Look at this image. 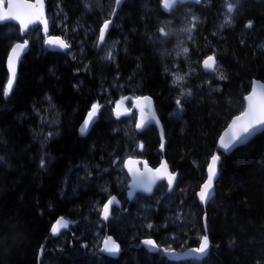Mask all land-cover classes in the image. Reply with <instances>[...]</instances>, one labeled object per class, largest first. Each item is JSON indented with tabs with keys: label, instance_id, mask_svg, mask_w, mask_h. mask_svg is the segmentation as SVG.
<instances>
[{
	"label": "trees",
	"instance_id": "1",
	"mask_svg": "<svg viewBox=\"0 0 264 264\" xmlns=\"http://www.w3.org/2000/svg\"><path fill=\"white\" fill-rule=\"evenodd\" d=\"M113 2L46 0L49 34L62 36L70 47L52 52L40 28L31 29L29 50L8 96L3 95L8 53L23 39L16 25L0 24V264H264V131L230 154L217 149L221 132L244 111L252 81L264 83V0H236L232 23L225 28L226 17L206 24L208 14L218 15L222 0L177 5L170 13L163 11L161 0H124L106 41L119 42L117 55L106 59V43L97 50L98 32L110 19ZM54 5L61 9L53 10ZM190 6L201 19L196 41L187 48L191 62L172 54V37L160 32L163 21ZM249 21L252 28H245ZM209 55L224 79L216 77L217 71H203ZM177 75L183 77L179 87L173 84ZM138 96L153 100L164 130L163 153L156 127L132 135L120 124L126 119L113 115L119 98ZM93 103L102 110L81 136L79 126ZM129 151L152 167L164 158L179 173L174 189L185 192L175 207L191 203L194 230L164 238L173 231L132 227L141 222L130 216L139 208L127 201L128 177L118 168ZM215 154L218 177L204 208L196 193ZM115 174L122 175V186ZM161 191L172 194L160 184L154 195ZM154 195L138 198L154 204ZM112 196L122 208L102 225L96 208ZM159 207V213H145L157 225L155 218L164 214ZM60 218L68 221L69 230L53 237L51 227ZM97 231L101 240L113 236L119 242L118 257L100 255L99 246L84 247ZM205 234L210 249L200 260L170 261L140 245L143 238H152L160 247L182 251L197 247Z\"/></svg>",
	"mask_w": 264,
	"mask_h": 264
},
{
	"label": "snow or ice",
	"instance_id": "2",
	"mask_svg": "<svg viewBox=\"0 0 264 264\" xmlns=\"http://www.w3.org/2000/svg\"><path fill=\"white\" fill-rule=\"evenodd\" d=\"M122 0H116V4H121ZM196 3H200L201 0H195ZM175 3V0H162L163 7L168 9L171 4ZM2 2H0V21H6L9 18L15 19L19 21L20 31L23 32L25 28L33 23L34 21H38L41 25H43V30L47 33V19L43 17V0H35L34 4H23L17 3L16 0H9L7 5V12L2 11ZM21 8H31L35 9V12L32 16L25 18L19 11ZM234 10V5L229 3L227 6V12L232 13ZM115 11V10H114ZM195 20V18H193ZM232 20L231 17H226L224 24L231 25ZM111 24L110 20H106L104 24L99 28V41H104L106 31ZM252 21H249L245 24V28H252ZM223 27V25H221ZM182 31H188L191 33L192 28L182 29ZM162 35H166L164 28L160 29ZM28 41L25 40L23 44H16L15 47L11 49V54L7 59V68H8V77L7 84L3 89V95L8 96L13 89L14 81L16 78L17 72V60L20 56L22 50L27 45ZM45 45L55 46L57 49H67L70 45L63 39L59 37H51L44 40ZM183 51L186 53L188 51L187 48H184ZM112 53L109 52L106 56V59H111ZM216 64L215 57L213 55H209L204 61L203 65L205 69H214ZM183 77L176 76L174 83H179ZM220 79H224L223 76ZM184 95V93H181ZM244 99L248 102L245 110L239 115L236 116L232 123L229 125V129L231 130V134L228 136V139L225 140L224 136L220 137V147L224 149H230V147L238 146L239 143H246L248 138L253 134L255 130L260 127H264V88H262L259 92L255 86H253L252 93L244 97ZM143 102V106L140 107V120L135 123V127L137 130L143 129L146 123H148V118L155 121L156 124H159V121L156 120L154 113L151 108V100L148 97H137L136 103L138 105ZM177 107L181 106V100L177 99L176 101ZM120 105H116V115L119 117L122 113L119 112ZM100 110V105L98 103H93L91 109L88 111L87 118L83 121V125L80 128L81 134H85L89 129L90 124L94 122V118ZM147 114V115H146ZM51 135V134H50ZM164 147V137L161 134V149ZM140 148H143V144L140 145ZM219 157L217 155H213L211 157V162L208 164L207 168V179L201 185L200 191L198 193L199 200L202 204L206 203L207 200L211 197V189L213 188L214 179L217 176V162ZM143 163L142 161L127 159L123 162L124 167L127 169L128 173L133 176L134 183L143 188L144 191L150 192L152 190L153 185L157 180H166L167 187L169 190L173 189L174 181L176 180V174L171 173L168 169V165L166 162L161 161L159 167L152 169L147 163H144V171L141 172L138 167V164ZM40 166L43 168L45 166V161L41 160ZM115 198L109 199L103 206V216L104 219H107L110 214V206L113 204ZM67 227L66 222L63 218H60L56 221V223L52 226L51 232L53 235L57 234L61 228ZM151 227V225H149ZM109 242H106V244ZM145 245H151L155 247L156 245L150 239L143 241ZM209 248V238L205 234L201 237V242L199 247L192 249V253L197 254L198 256L206 255L207 249ZM109 253H115L118 251V246L112 242L110 247H106L105 249Z\"/></svg>",
	"mask_w": 264,
	"mask_h": 264
},
{
	"label": "rangeland",
	"instance_id": "3",
	"mask_svg": "<svg viewBox=\"0 0 264 264\" xmlns=\"http://www.w3.org/2000/svg\"><path fill=\"white\" fill-rule=\"evenodd\" d=\"M208 1L209 0H203L201 3L206 2V5H208ZM222 1H224V2L222 4H220L221 9L219 10V13H218L217 16H215V14H214V16H213V14H208L207 15V17H209L208 19H206V24L207 25H213L214 23H216L218 21L219 18L222 20L223 17H231L232 16V14L235 11L236 6H237V3H235L236 0H227V1L226 0H222ZM229 3L234 5V10H233L232 13H228L227 12V6H228ZM52 7H55L53 9L55 11H56V8H60L61 9V7H59L58 5H54ZM57 13H58V11H57ZM193 18H195V20H193ZM200 22H201V19H200V16L198 15V11H196L193 7L190 6V7L183 8L180 12H178L170 20L163 21V23H161L160 27L164 28L165 32L167 33L165 36L167 38H169V36L172 37V42H173V44H172V50H173L172 54L175 53L176 56H179L180 58L183 57L182 59H190V62L194 61V57H191L190 52H186L185 53L183 51V49L190 47V44L191 43L194 44V41H196V37L195 36H196V33H197V26L200 25ZM177 23H182V24L181 25H177ZM226 26L227 25L224 24L223 27L225 28ZM189 27L192 28L191 33H189L188 31H182V29H186V28H189ZM114 40L115 39H112V43H110L109 45H107V42H105L106 45L102 49H105L104 51L107 52V53L112 52V56H114V58H115L116 55H117V50H115V44H117L119 42L113 44ZM68 44L70 45L69 41H68ZM167 54H164V57ZM180 55H182V57ZM186 61H188V60H186ZM174 62L176 63V62H178V60H175ZM201 66H202V64H201ZM213 71H217L216 72V77L217 78H220V75L223 76V74L219 73V67L218 66H216L214 70H212V71L210 70L209 73H212ZM174 80H175V78H174ZM174 80H173V84L175 85V87H179L181 85V81L179 83H174ZM119 87L121 89L123 88L122 85H120ZM125 102H126V100H125ZM173 112H175V113L172 115V117L175 116V115H178L177 114V110L173 111ZM122 122L123 121H121L120 124H123L124 128L126 130L130 131L131 134H135V117H131L129 119H126V121H124L123 123ZM123 135L125 136L126 134H123ZM134 142H135V140H134ZM136 148H137V146L135 145L134 151L136 150ZM129 153H130L129 154L130 156H134V152L131 153L129 151ZM124 159L125 158H123L120 161V163L118 164V168L121 167V169L123 171H124V169H123L122 166H123ZM118 175L119 176H117V174H115V176L117 178V182L116 183H117L118 186H122L123 177H122V175L120 176V174H118ZM103 176L105 177V175H103ZM102 178H103L102 176H99V179H102ZM186 190H187V188H186ZM181 191H182V188H178V190L174 189V191L171 192L172 194L170 196H165L164 195L165 191L164 192L161 191V192H159V193L154 195V198L152 199V202L154 204H152L151 202H149L146 199L144 200V199L137 198L134 201V205L137 206L139 208V210H137L135 213H130V216L132 217L131 219L133 221H135V219H136V220H140L141 222H139V223L134 222L133 225L130 222L129 223L137 231L141 230L142 228L145 229V230L154 229L155 231L164 230V229L173 231L171 233V236H169L167 234H164V238L165 237L173 238V237H175V235H176L175 233L176 232L178 233L180 231L185 230L186 228H191L190 230H194L195 215L194 214L191 215V211H192L190 209V204L191 203H188L186 205L180 204V206L178 205V206L175 207V201H177V197L179 196V193H182L180 195L184 196L185 190H184V192H181ZM159 205H162L161 209L164 212V214L163 215H159V216H157L155 218V219H157V222H159L158 224H160V225H157L156 223H154L152 221V218L149 217V215H145V213H149V212H154V213L158 212L159 213V208H160ZM152 207L154 208L153 211H151ZM96 209L101 212V206L97 207ZM126 220H123V221H126ZM142 225H143V227H142ZM149 225H151V227H149ZM63 231H65V230H62L60 232H63ZM122 233L126 234L124 229L122 230ZM135 233L137 234V232H134V234ZM132 234H133V232L129 233V235H127V237L130 238L132 236ZM99 237H100L99 236V231H97L96 234H95V237L92 238L91 241L88 244H86V246H84V247L87 248V249L88 248L91 249L92 247L95 248V247L99 246L100 242H101V238H99Z\"/></svg>",
	"mask_w": 264,
	"mask_h": 264
},
{
	"label": "water",
	"instance_id": "4",
	"mask_svg": "<svg viewBox=\"0 0 264 264\" xmlns=\"http://www.w3.org/2000/svg\"><path fill=\"white\" fill-rule=\"evenodd\" d=\"M180 1H182V2H188V1H195V0H180ZM8 2H9V0H7V2H6L7 5H8ZM16 2H17V3H23V4H34V3H35V0H34V1H29V0H16ZM123 2H124V0H122L121 4H119V5L115 4V12H117V11L119 10V8L121 7V5H122ZM175 2H176V0H175ZM2 5H3V4H2ZM7 5H6V7L3 5V7H2V11L7 12V10H8V9H7ZM174 5H175V3L171 4V6H170L168 9H165V8L163 7V4H162V8H163L164 10H166V11H169ZM19 11H20V13H21L25 18H28V17H30V16L33 15V13L35 12V9H31V8H21V9H19ZM43 18H45L44 1H43ZM5 22H14L15 24H17V25L20 27L19 21L15 20V19L9 18V19H7L6 21H0V23H5ZM37 23H39V22H38V21H34L33 23L29 24V25L25 28V30H24L23 32H21V35L24 36L25 33L27 32V29H28L31 25H33V24H37ZM110 26H111V24L109 25V28H108V30L106 31V35H107L108 32H109ZM42 27H43V25H42ZM43 34H46V33L44 32V30H43ZM106 35H105V38H106ZM51 37H56V36H49V38H51ZM46 39H48V38H46ZM104 42H105V39H104V41H102V42H101V41H98V49H100V47L103 46ZM17 44H18V43H17ZM19 44H23V43L19 42ZM15 46H16V45H14L13 47H15ZM46 46H47L51 51H59V50H60V51H61V50L63 51V50H64V49H57L55 46H50V45H46ZM13 47H12V48H13ZM27 49H28V45L25 46V48L22 50L20 56L18 57V60H17V68H18V66H19V61H20L21 57L25 54V52L27 51ZM10 54H11V50L9 51L8 56H9ZM7 59H8V57H7ZM215 60H216V59H215ZM6 66H7V62H6ZM202 66H203L204 70H206V71H210V70H212V69H205V67H204L203 64H202ZM214 67H215V66H214ZM7 71H8V68H7ZM16 77H17V73H16ZM15 82H16V78H15L14 84H15ZM253 86H255V88L257 89V92H259L262 88H264V83L261 82L260 80H253V82H252V86H251V92H250L248 95H250V94L252 93ZM13 87H14V85H13ZM140 97H148V98L151 100V108H152V112L154 113V115H155V117H156V120L159 121V124L157 125L155 121H153V120H151L150 118H148V123H146L145 126H144L143 128H145L149 123H152V124H154V125L158 128V131H159V133H160V137H161V134H163V137H164V130H163V127H162L161 121H160V119H159V117H158V115H157V113H156V110H155V107H154V104H153V100H152L149 96H140ZM244 101H245V108H246L248 102H247L245 99H244ZM119 105H120V107H119V112L122 113L121 115H128V114H131L130 111H126V109H125V105H124L123 102L120 103ZM142 106H143V102H141V104L138 105V104L136 103V99L133 101V108L136 109V110L139 112V115H138V119H137V121L140 120V111H139V109H140V107H142ZM244 110H245V109H244ZM99 112H100V110H99ZM99 112L97 113L96 117L94 118V122H93L92 124H90L89 129H88L87 132H86L85 134H83V135H86V134L89 133V131L91 130L93 124L96 122V120H97V118H98ZM115 113H116V110H115ZM146 115H147V114H146ZM238 116H239V115H238ZM235 117H236V116H235ZM235 117H234V118H235ZM86 118H87V115L85 116L84 120H85ZM234 118H232V120H233ZM84 120H83V121H84ZM232 120H231L230 123L227 125V127L222 131V133H221L220 136H219L218 142H217V149H218V151H220L221 153H224V154H226V155L232 153L235 149H237V148L240 147L241 145L245 144V143H239L238 146L230 147V149H224V148H221V147H220V137H221V136H224V137H225V140H227V139H228V136L231 134V130L229 129V125L232 123ZM82 125H83V122L81 123V125H80V127H79V129H78L79 134H81V132H80V128L82 127ZM141 130H142V129H141ZM262 131H264V127H260V128H258L257 130H255V131L253 132V134L248 138V140H249L250 138H252L253 136H255L256 134L262 132ZM81 135H82V134H81ZM248 140H247V141H248ZM164 143H165V142H164ZM161 151H163V149H161ZM128 159H129V158H128ZM131 159H134V160H138V161H142V162H143V163H140V164H138V165L136 166V167L139 168V170H140L141 172L144 171V163H147V165H148L150 168H152V169H155V168L159 167V165H158L157 167H151V166L149 165L148 161L145 160V159H139V158H131ZM126 160H127V159H126ZM126 160H125V161H126ZM162 161L166 162L165 159H163ZM210 162H211V160H210ZM210 162H209V163H210ZM166 163H167V162H166ZM167 165H168V164H167ZM218 165H219V160H218V162H217V170H218ZM123 168H124V170L126 171L128 177H129V183H128V189H129V191L127 192V198H128V200H130V201L135 197V195H136L137 193H142V194H146V195H151L152 192H153V190H154V188L157 186V184H158L160 181H166V180H157L156 183L153 185L152 190H151L150 192H148V191H144L143 188L137 186V185L134 183V178H133V176H131V175L128 173V171H127V169L124 167V165H123ZM168 169H169V167H168ZM169 171H170V169H169ZM175 174H176V180L174 181V185H175V183H176V181H177V179H178V177H179V173H175ZM217 177H218V172H217V176H216L215 179H214V184H215V182H216V180H217ZM206 179H207V175H206ZM205 181H206V180H205ZM166 183H167V181H166ZM214 184H213V188L211 189V197L207 200L206 203L202 204V203L200 202V200H199L198 193H199V191H200V188H199V190H198L197 193H196V199H197V202H198L200 205H202L204 208L206 207V205L208 204V202L212 199V197H213V195H214ZM174 185H173V187H174ZM171 191H172V190H169V189H168V192H171ZM111 199H112V198H111ZM112 206H116V207L119 208L121 205H120V202L115 198L113 204L110 206V214H111V207H112ZM110 214H109V216H108L107 219H104L103 211H102L101 219H102L104 222H107V221L109 220V218H110ZM65 222H66V221H65ZM55 223H56V222H55ZM55 223H54V224H55ZM54 224H53V225H54ZM66 224H67V227H63V228H61L60 231H62V230H68V228H69L68 223L66 222ZM53 225H52V226H53ZM205 226H206V225L204 224V228H205ZM51 229H52V227H51ZM60 231H59V232H60ZM59 232H58V233H59ZM58 233H57V234H58ZM50 234H51L52 236H56V235H57V234L53 235L52 232H51V230H50ZM149 239H150V238H149ZM145 240H148V239H144V240L141 241V246H142V247H144V248H145L147 251H149L150 253H157V252L160 250L161 253H162V254H163L168 260H170V261H180V260H187V259H191V258H193V259H197V260H200V259H203L204 257L207 256V254H208V252H209V249H210V243H209V248L207 249V253H206V255L198 256L197 254L192 253V249H195V248L199 247L200 243H199V245H198L197 247L187 248V249L182 250V251H176V250H172V249L159 248V247L157 246L156 242H155L153 239H150V240H152V241L154 242V244L156 245L155 247H152L151 245H145V244L143 243V241H145ZM106 242H109V243L106 244ZM112 242H114V243L118 246V251L115 252V253H109L108 251L105 250L106 247H110V246H111V243H112ZM200 242H201V240H200ZM99 252H100L102 255H105V256H107V257H110V258H116V257H118V256L120 255V253L122 252V249H121V247H120V245H119V242L116 241V239H115L114 237H112V236H108L107 238H105V239L101 242Z\"/></svg>",
	"mask_w": 264,
	"mask_h": 264
},
{
	"label": "bare ground",
	"instance_id": "5",
	"mask_svg": "<svg viewBox=\"0 0 264 264\" xmlns=\"http://www.w3.org/2000/svg\"><path fill=\"white\" fill-rule=\"evenodd\" d=\"M224 2V1H223ZM114 3V2H113ZM109 20V19H108ZM113 27V26H112ZM116 48V47H115ZM129 133H130V131H128ZM135 133H136V130H135ZM132 135H134V134H132ZM159 139L161 140V137L159 136ZM164 140H165V138H164ZM215 155H217V154H215ZM218 156V155H217ZM163 159V158H162ZM113 237V236H112ZM144 239H149V238H144ZM144 239H142V240H144ZM141 240V241H142ZM120 247H121V245H120ZM121 249H122V247H121Z\"/></svg>",
	"mask_w": 264,
	"mask_h": 264
},
{
	"label": "flooded vegetation",
	"instance_id": "6",
	"mask_svg": "<svg viewBox=\"0 0 264 264\" xmlns=\"http://www.w3.org/2000/svg\"><path fill=\"white\" fill-rule=\"evenodd\" d=\"M144 239V238H143Z\"/></svg>",
	"mask_w": 264,
	"mask_h": 264
}]
</instances>
